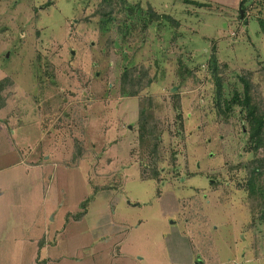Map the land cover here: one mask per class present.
I'll return each mask as SVG.
<instances>
[{
  "label": "rangeland",
  "instance_id": "rangeland-1",
  "mask_svg": "<svg viewBox=\"0 0 264 264\" xmlns=\"http://www.w3.org/2000/svg\"><path fill=\"white\" fill-rule=\"evenodd\" d=\"M191 1L0 0V264H264V143L222 102L264 108V0Z\"/></svg>",
  "mask_w": 264,
  "mask_h": 264
},
{
  "label": "trees",
  "instance_id": "trees-1",
  "mask_svg": "<svg viewBox=\"0 0 264 264\" xmlns=\"http://www.w3.org/2000/svg\"><path fill=\"white\" fill-rule=\"evenodd\" d=\"M185 4H191V5H197L198 7H205L204 4H197L196 2H193L191 0H181ZM247 0H241L240 2V9L244 14L246 15V7H244V4ZM101 3H103L107 10V12L104 13L107 16L112 13L111 6L115 5H123L126 0H100ZM264 3V2H263ZM153 11H150V16H153ZM157 17V16H156ZM163 19H167L163 16H158ZM157 17V18H158ZM107 19V18H106ZM113 18L108 17L109 21H112ZM245 20V18H244ZM257 23L260 27L261 33L264 35V19H262L260 16L257 17ZM101 27V30H105L104 28L107 27V24L103 22L99 25ZM211 65V66H210ZM209 68H211L212 71L215 72V64H214V58L211 57ZM144 71L143 67H135L130 68L129 70L125 71L123 74H121L119 78V92L122 96H130L133 97L137 91L140 89H143L145 86H148L150 81L147 79V77L142 75V72ZM216 86L218 87V94H217V101L220 98V87H221V80L215 79ZM240 81L242 83V90L240 92L235 91L230 99L225 100L223 99V106L225 108V112L230 111V109L233 106L239 107L241 110H244V121H246L248 125V137L250 138L251 143H254L255 147H260L264 143V108L260 101H258L251 93V84L247 79L244 77L240 78ZM12 86V82L8 78H4L0 80V109H2L5 106V96L3 93ZM220 102L217 103L218 110L220 109ZM216 107V108H217ZM138 121H140V127L138 132L139 139L142 140V143L147 145L145 141H147L150 137L152 138L151 142L150 140L147 141L150 146H154L157 143L158 138L154 137V133L156 131L155 126L151 127L150 122L145 120V113L143 110H140L138 112ZM149 124V128H148ZM158 136V134H157ZM150 151L153 153H156V148H150ZM79 155V154H78ZM254 166V165H253ZM250 168V167H249ZM252 168V167H251ZM263 166L261 164L259 166H254V168L251 170L249 178L247 179V186H249L251 189L249 190L250 194H256L258 192V188L256 187L259 183L258 181L262 178L260 177V174H262L261 169ZM157 176V170L155 169V172L150 175V178H156ZM262 193V190H261ZM92 196L87 198L85 201H83L80 204V207L82 208L83 213H85L87 206L91 200ZM78 217H76L77 219Z\"/></svg>",
  "mask_w": 264,
  "mask_h": 264
},
{
  "label": "crops",
  "instance_id": "crops-1",
  "mask_svg": "<svg viewBox=\"0 0 264 264\" xmlns=\"http://www.w3.org/2000/svg\"><path fill=\"white\" fill-rule=\"evenodd\" d=\"M85 201V200H84ZM89 206V205H88ZM88 206H87V208H88ZM86 214H87V209H86V211H85V213H83V211H81L80 213H78V214H76L75 216H74V219L75 220H78V219H80L81 217L83 218V217H86ZM76 217H78V219H76ZM39 246H40V244H38ZM198 263V262H197Z\"/></svg>",
  "mask_w": 264,
  "mask_h": 264
},
{
  "label": "water",
  "instance_id": "water-1",
  "mask_svg": "<svg viewBox=\"0 0 264 264\" xmlns=\"http://www.w3.org/2000/svg\"><path fill=\"white\" fill-rule=\"evenodd\" d=\"M239 17L242 18L243 17V12L242 10L239 11ZM198 262V261H197Z\"/></svg>",
  "mask_w": 264,
  "mask_h": 264
}]
</instances>
